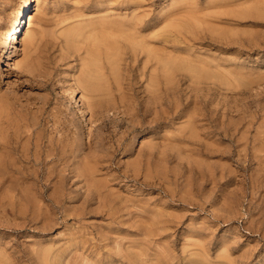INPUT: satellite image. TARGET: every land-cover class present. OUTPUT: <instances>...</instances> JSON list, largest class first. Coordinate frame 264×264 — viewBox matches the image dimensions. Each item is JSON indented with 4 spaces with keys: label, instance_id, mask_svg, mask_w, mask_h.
Segmentation results:
<instances>
[{
    "label": "rangeland",
    "instance_id": "1",
    "mask_svg": "<svg viewBox=\"0 0 264 264\" xmlns=\"http://www.w3.org/2000/svg\"><path fill=\"white\" fill-rule=\"evenodd\" d=\"M23 2L0 0V264H264V0H36L15 70L1 52ZM110 14L154 60L118 38L120 68L106 65L88 30ZM96 47L90 95L78 80ZM166 50L204 74L181 63L166 79Z\"/></svg>",
    "mask_w": 264,
    "mask_h": 264
},
{
    "label": "bare ground",
    "instance_id": "2",
    "mask_svg": "<svg viewBox=\"0 0 264 264\" xmlns=\"http://www.w3.org/2000/svg\"><path fill=\"white\" fill-rule=\"evenodd\" d=\"M35 1H36V0H24L23 5H22V7H21V10L18 12L17 19H16V21H15V25H14L13 30H11V32H10L9 34H8V33H5V34H8V39H7V41H6V44H5L4 48L2 47V48H3V51L1 52V53H2V59H3L4 63H6V64H8V65H11L15 70H23L26 66L29 65L26 61H24V62L22 61V62H21V61L17 60L16 57H15L16 54H15V51H14V50L17 49V48L19 47V41H20V39L23 37V35H26L28 31H29L28 35H30L29 27H30V25H32V24H31V23H32V22H31V17L33 16V8H34V2H35ZM111 1H112V0H111ZM113 1H114V0H113ZM115 2H116V1H115ZM111 3H112V2H111ZM19 7H20V6H19ZM111 8H112V7H111ZM179 13H180V12H179ZM181 13H182V12H181ZM134 14H135V13H133L132 15H134ZM176 14H177V13H176ZM108 15H109V14H108ZM112 15H113V14H112ZM129 15H130V14H129ZM132 15H130V17H131ZM106 16H107V15H106ZM123 16L126 17L125 15H123ZM108 17L113 18V17L111 16V14H110V16H107V19H109ZM116 17H117V16H115V18H116ZM120 17H121V16H120ZM120 17H118V18H120ZM104 18L106 19V17L103 16V19H104ZM115 18H113L112 21H110V19H109V20L106 19V21H109V23H110V22H113V20H114ZM121 18L123 19V17H121ZM132 18H133V16H132ZM136 18H137V15H136ZM97 19L99 20V18H97ZM97 19H96V20H97ZM100 19H102V17H101ZM103 19H102V21H103ZM126 19H127V18H126ZM126 19H124V22H122V21H123V20H122L120 23L118 22V21H120V20L117 19L118 21H117L116 23H114L115 20H116V19H115L114 22H113V23H110V24H108V22H102V21H101V23H100V25H99V28L101 27V29H98V26H97L96 24H95V25L93 24L94 21H91V22H93V23H92L93 26H90V30H88L89 27L86 26V27H87L86 30H88V33H89V31H91V33H90L91 35H89V37L87 36L88 34L86 35V36L88 37L89 42H91V43H92L93 45H95V46L97 45L98 47H99V45H100V47H101V45H102V47L104 46L103 49H105V51H103L102 48H101V50H102L103 52H105V55L103 56V58L105 57L104 59H106V61L109 60V62H110V61L112 62V61L115 59V58H113V57H117V58H118L119 55H121V54L123 55L122 50H121L122 53L119 52V50H120L119 45L121 46V44L118 45V43H121V42H120V40H119L118 38H123L124 40L127 38V40H128V41H127V42H128L127 44H130V45H131V43H132L133 46H134V48H135V46L138 47V48L140 47V48H141V49H140L141 52H146V53L149 55L150 58H153V57H151V56H152V55L154 56L153 53H154L155 51H156V52L158 51L159 53L161 52L160 49L158 50V48H154V49H156V50L154 51V50H151L150 47H149V48L147 47V46H148V45H147L148 43H146V42H148V41H147V38H148V37L146 38V37H143V36H148V35H147V34H146V35H143V36L140 35V34H141V32L139 31V30H140L139 28H141L140 26L138 27V30H135V29H137V28H136V27H137V24H135L136 27H134L135 25H134V22L132 21L134 18L131 20V21L133 22V24H131L132 22H130V23H126V21H125ZM128 19H129V18H128ZM128 19H127V20H128ZM130 19H131V18H130ZM130 19H129V21H130ZM137 20H138V19H136V21H137ZM166 20H168V19H166ZM166 20H165V21H166ZM170 20H171V19H170ZM104 21H105V20H104ZM129 21H128V22H129ZM139 21H140V20H139ZM141 21H142V20H141ZM162 21H163V20H162ZM171 21H172V20H171ZM91 22H90V21H89V22L87 21V23H91ZM99 22H100V21H98L97 23H99ZM163 22H164V21H163ZM175 22H176V21H175ZM83 23H84V22H83ZM87 23H85L84 26H85V25H89V24H87ZM95 23H96V22H95ZM137 23H138V22H137ZM140 23H141V22H140ZM142 23H143V22H142ZM80 24H81V23H80ZM161 24H162V23H161ZM168 24H169V23H168ZM90 25H91V24H90ZM141 25H142V24H141ZM164 25H165V23H164ZM166 25H167V23H166ZM169 25H170V24H169ZM72 26H73V29H72ZM81 26H83V24H81ZM81 26L75 28L74 25H71V27L69 26L71 29L68 30V28H66V30H68V31H65L66 33L69 32V34H68V35H69V38L67 37L66 40H67V39L73 40V39H71L70 37L77 36L78 33H79V35L81 34V39L83 38V40H79V39H80V36H79V38H78V36H77L78 39H77L76 37H75V39H74V40L76 41V43L74 42L73 44L75 45L76 48H78L77 45H76V44H77V40H78V43H79V44H80L79 41H83V43L81 42V44H84V37H85V39H86V36H85V35H83L84 37H82V33H83L85 27H83V29H81ZM161 28H162V27H161ZM164 28H165V27H164ZM8 29H9V28H8ZM97 29H98V30H97ZM166 29H167V28H166ZM70 30H71V31H70ZM145 30H146V29H145ZM162 30H163V29H162ZM164 30H165V29H164ZM7 31H8V30H7ZM7 31H6V32H7ZM9 31H10V29H9ZM95 31H96V32H95ZM97 31H99V32H97ZM138 31H139V33H138ZM143 32H144V31H143ZM93 33H94V34H93ZM151 33H152V32H151ZM160 33H161V32H160ZM83 34H86V33H83ZM118 34H119V35H118ZM120 34H121L123 37H122ZM144 34H145V33H144ZM28 35H26L25 37H27ZM68 35L66 34V36H68ZM150 35H151V34H150ZM150 35H149V36H150ZM160 35H161V34H160ZM66 36H65V37H66ZM118 36H119V37H118ZM151 36H152V35H151ZM4 37H5V36H4ZM4 37H3V38H4ZM28 37H29V36H28ZM28 37H27V38H28ZM33 37H34V36H33ZM33 37H32V35H31L29 38L32 39ZM157 37H158V35H157ZM163 37H165V36H163ZM29 38H28V39H29ZM73 38H74V37H73ZM140 38H141V40H140ZM151 38H152V37H151ZM154 38H155V36H154ZM154 38H153V39H154ZM4 39H5V38H4ZM4 39H3V40H4ZM76 39H77V40H76ZM136 39H139V40L137 41ZM144 39H145V40H144ZM155 39H156V38H155ZM32 40H33V39H32ZM32 40H31V41L28 40L27 42L31 43ZM148 40H149V39H148ZM164 40H165V39H164ZM67 41H68V40H67ZM85 41H86V40H85ZM125 41H126V40H125ZM129 41H130V43H129ZM144 41H146V42H144ZM149 41H150V40H149ZM151 41L154 42V40H151ZM151 41H150V42H151ZM160 41H161V40H160ZM160 41H159V42H160ZM68 42H69V41H68ZM70 42H71V41H70ZM108 42H109L110 44H109ZM122 42H123V40H122ZM3 43H4V42H3ZM29 43H28V45H29ZM32 43H33V42H32ZM86 43H88V41L85 42V44H86ZM103 43H104V44H103ZM107 43H108V44H107ZM145 43H146V44H145ZM154 43H155V42H154ZM67 44H68V43H67ZM69 44H70V43H69ZM81 44H80V45H81ZM163 44H164V43H163ZM30 45H31V44H30ZM30 45H29V46H30ZM70 45H72V44H70ZM70 45H68V46H70ZM89 45H90V44H89ZM93 45H92V46H93ZM117 45H118V46H117ZM145 45H146V46H145ZM78 46H79V45H78ZM82 46H83V45H82ZM87 46H88V44H87ZM125 46H128V45H125ZM133 46L131 45L132 49H133ZM158 46H159V44H158ZM160 46H162V45H160ZM70 47H71V46H70ZM72 47H73V45H72ZM85 47H86V45H85ZM98 47H96L97 50H98ZM118 47H119V50L117 49ZM123 47H124V44H123L122 48H123ZM155 47H156V45H155ZM162 47L165 48V46H162ZM166 47H167V45H166ZM174 47H175V46H172V48H173V49H172V52H171L170 49H167V50H169V51L171 52V55H173V53L175 52V51L173 52V50H175ZM76 48H75V49H76ZM79 48H80V47H79ZM79 48H78V49H79ZM93 48H95V47H93ZM126 48H127V50H129L128 48H130V46H129V47H126ZM168 48H169V47H168ZM176 48H177V46H176ZM179 48H180V47H179ZM72 49H74V48H72ZM83 49H84V48H83ZM86 49H87V47H86ZM96 49H95L96 52L92 50L95 54H93V53L90 52V53H91V58H90V60L86 59V60L88 61V62H87V65H86V62H85L84 65L86 66V68H85V66H84L83 68L87 69V67H88V69H87V70H84V72L87 71L86 73H83V72H82L83 75L85 74L84 76L81 74V76H83L82 81H81V76H80V80H78V81H79L78 83L81 82L80 84H81L84 88H86V92H85V93H88V94H89L90 92H89V91L87 92V90H90L91 93H92V92H93V93H96L97 91L100 92L99 90H100V88L102 87V86L100 87L99 84H98V85H97V84H94V82L92 81V80H95V81H96V80L101 79V78H100V76H101V71H103V66L105 65V63H104V65L102 66V63H103V62H101V61H105V60L102 58V56H101V54H100V51H99V50L97 51ZM99 49H100V48H99ZM130 49H131V48H130ZM132 49H131V52H132ZM181 49L183 50L184 48H181ZM89 50H90V49H89ZM89 50H88V51H89ZM117 50H118V51H117ZM134 50L136 51L137 48H135ZM138 50H139V49H138ZM140 50H139V54H140ZM167 50H166L165 54L169 52V51L167 52ZM86 51H87V50H86ZM102 51H101V52H102ZM123 51H124V49H123ZM129 51H130V50H129ZM153 51H154V52H153ZM178 51H181V50H178ZM178 51H176V52L178 53ZM97 52H98V53H97ZM103 52H102V53H103ZM117 52H119V54H118ZM124 52H125V51H124ZM131 52H130V53H131ZM133 52H134V51H133ZM181 52H182V51H181ZM88 53H89V52H87V55H88ZM90 53H89V54H90ZM120 53H121V54H120ZM146 53H145V54H146ZM26 54H27V53H26ZM103 54H104V53H103ZM124 54H125V53H124ZM139 54L137 53L136 55L138 56ZM142 54H144V53H142ZM184 54H186V52H184ZM117 55H118V56H117ZM148 55H147V56H148ZM161 55H163V57H164V56H166V55H168V54H166V55H164V54L157 55V54H156V56H158V57L161 56ZM186 55H187V54H186ZM188 55H189V54H188ZM25 56H26V55H25ZM106 56H107L108 59L106 58ZM134 56H135V54H134ZM180 56H183V52H182V55L180 54L179 56H177V54H175L174 57H176V59L173 57V58L175 59L174 62H180V63L171 64V63L173 62V60H172V59H171L172 61H171L170 59H169L170 61L167 60L168 57L171 58V56H170V54H169L168 56H166L167 58L165 57V59H166L165 61H166V62L168 61V63L165 62L164 65H163V68H164L167 72H166L165 70H163L162 68H161V70H162V71H165L164 73H162V72L160 71V69L157 70V71H158V72L160 71V72L163 74V76H164L166 73H168V74L170 75V73L173 71V70H172V69H173V67H172L173 65L178 64V65L182 66L181 63H183V65L186 64V63H184V62L186 61V58L189 60V57H186V58H183V57H182L183 62H181L180 60L177 61V57H178V59H179ZM121 57H122V56H121ZM143 57H144V56H143ZM87 58H89V57L87 56ZM180 58H181V57H180ZM101 59H103V60H101ZM119 59H120V57H119ZM121 59H122V58H121ZM121 59H120V60H121ZM144 59L148 60L147 57L144 58ZM160 59H162V62H164L163 58H160ZM182 59H181V60H182ZM184 59H185V60H184ZM120 60L118 61V59H116V60H114V61H115L116 64H117L118 62H119V64H121V61H120ZM153 60H154V58H153ZM156 60H157V59H156ZM156 60H155V61H156ZM3 61H2V62H3ZM106 61H105V62H106ZM114 61H113V62H114ZM117 61H118V62H117ZM157 61H158V62H157V64H158V63H159V59H158ZM100 62H101V63H100ZM109 62L107 61V64H106V65H108ZM113 62H112V63H113ZM146 62H147V61H146ZM174 62H173V63H174ZM187 62H188V61H187ZM147 63H149V62H147ZM160 63H161V62H160ZM189 63H190V62H188V63L186 64V65H187V68H186V66L184 65L185 67L183 66V69H184V68L189 69V68H188V65H189V67H190V65H191V63H190V64H189ZM109 64H110V63H109ZM157 64L155 63V66H156ZM168 64H169V65H168ZM117 65H118V64H117ZM101 66H102V67H101ZM109 66H110V65H109ZM113 66L115 67L114 70H113ZM113 66H111L112 68L110 67V69L113 70V71L110 73L111 76H112V73H113L114 71H115L114 74H115L116 71H117V70H116V65L113 64ZM119 66H120V65L117 66V67H118L117 69L120 68ZM155 66H152V67H154V69L156 70ZM100 67H101L102 69H101ZM106 67H107V66H106ZM157 67H158V66H157ZM159 67H162V66H159ZM174 67H175V66H174ZM177 67H179V66H177ZM177 67H176V69H178V71H180V70H181L180 67H179V68H177ZM192 67L197 68L196 66H192ZM192 67H190V68H192ZM104 68H105V67H104ZM171 68H172V69H171ZM181 68H182V67H181ZM195 68H193V69H195ZM202 68H203V67H202ZM27 69H28V68H27ZM110 69H109V72L111 71ZM154 69H153V70H154ZM153 70H152V72H153ZM155 70H154V71H155ZM171 70H172V71H171ZM174 70H175V68H174ZM189 70H191L192 72L195 71V73H196V70H197V69H196V70L189 69ZM199 70H200V69L197 70L198 72L196 73V76H199L198 74H199L200 72L203 73V71H199ZM201 70H203V69H201ZM119 71H120V70H118L117 73L115 74V79H117V78H116V77H117L116 75H118V80H120V78H119L120 76H119V74H118ZM157 71H155L156 74H158ZM169 71H170V72H169ZM204 71H205V70H204ZM152 72H151V73H152ZM160 72H159L158 75H160ZM176 72H177V70H176ZM205 72H206V71H205ZM103 73H105V72H103ZM103 73H102V74H103ZM173 73H175V71H173ZM173 73H171V74H173ZM114 74H113V76H114ZM162 74H161V75H162ZM203 74H204V73H203ZM203 74H202V75H203ZM103 75H104V74H103ZM161 75H160V76H161ZM90 76L92 77V79H91ZM105 76H106V74L104 75V77H103V76H101V77H102V78H105ZM107 76H108V74H107ZM111 76H110V77H111ZM113 76H112V77H113ZM152 76H153V74H151L150 77H152ZM163 76H162V77H163ZM165 76H166V75H165ZM171 76L173 77V75H171ZM153 77H157V79L160 78L159 76H153ZM166 77H167L166 79H168V75H167ZM164 78H165V77H164ZM164 78H163V79H164ZM197 78H198L197 80H199V77H197ZM106 79L109 80V76H108V78L106 77ZM106 79H105V80H106ZM112 79H114V77H113ZM157 79H156V80H157ZM171 79H172V78H171ZM105 80H103V81H105ZM107 80H106V82H107ZM118 80H117L116 83H117V84L119 83V85H118L119 88H118V89H120V83H121V82H119ZM151 80H152V79H151ZM156 80H154V81H156ZM154 81H153V80L151 81V82H152V83H151V84H152L151 86H153V85L156 86V85L159 83L158 80H157L158 83L156 82V85H155V82H154ZM160 81H161V80H160ZM164 81H165V80H164ZM92 82H93V83H92ZM97 82H100V81H97ZM101 82H102V81H101ZM108 82H109V81H108ZM108 82H107V83H108ZM114 82H115V80H114ZM166 82H167V81H166ZM169 82H171V81H169ZM153 83H154V84H153ZM80 84H79V85H80ZM83 84H84L85 86H84ZM81 85H80V86H81ZM101 85H102V84H101ZM103 85L105 86V83H103ZM107 86H108V85H107ZM109 86H110V84H109ZM109 86H108V87H109ZM158 86H159V85H158ZM158 86H156L155 88H157ZM84 88H83V89H84ZM109 88H110V87H109ZM69 89L71 90L70 93H71L72 96H71V95H70V96L73 98V100H74V99L78 100V98L76 97V96H77V95H76V91H75L76 89L74 90V89L72 88V85L70 86ZM152 89H153V88H152ZM158 89H160V88L158 87L157 90H158ZM107 90H108V89H107ZM84 91H85V89H84ZM102 91L105 92V91H106V88L104 87V90H102ZM151 91H152V93H153V90H151ZM98 92H97V94H98ZM196 92H197V91H196ZM93 93L90 94V95H93ZM100 93H101V92H100ZM99 95H100V94H99ZM99 95H98V96H99ZM153 95H154V94H153ZM83 96H85V95L83 94L82 97H83ZM0 97L3 98L2 95H1ZM121 97H122V95H121ZM150 97H152V95H151ZM150 97H149V98H150ZM153 97H154V96H153ZM1 98H0V100H1ZM93 98H94V99H95V98L97 99L96 95H94ZM157 98H158V97H157ZM5 99H6V98H5ZM123 99H124V100H125V99L127 100V98H125V96H124ZM121 100H122V98H121ZM154 100H155V99H154ZM80 101H83V103L86 104V107H87V102H88V101H85L83 98H80ZM78 102H79V101H78ZM78 102H77V103H78ZM122 102H123V101H122ZM128 102H129V101H128ZM157 102H158V101H157ZM2 103H3V102H2ZM75 103H76V102H75ZM77 103H76V104H77ZM124 103H125V102H124ZM132 104H133V103H132ZM152 104H153V103H152ZM0 105H3V104H0ZM7 105H8V104H7ZM88 105H89V104H88ZM127 105H129V104H127ZM153 105H154V104H153ZM78 106H79V105H78ZM1 107H2V106H1ZM129 107H130V106H129ZM129 107H128V108H129ZM161 107H163V106H161ZM161 107H160V108H161ZM134 108H135V107H134ZM134 108H133V109H134ZM2 109H3V107L1 108V110H2ZM87 109H88V107H87ZM125 109H126V106H125ZM3 110H5V109H3ZM3 110H2V111H3ZM136 110H137V108H136ZM136 110H135V111H136ZM130 111H131V110H130ZM133 111H134V110H133ZM135 111H134V112H135ZM81 112H82V111H81ZM0 113H1V112H0ZM3 113H4V111H3ZM82 113H83V112H82ZM129 113H130V112H129ZM137 114H138V113H137ZM155 115H156V114H155ZM189 115H191V114H189ZM189 115H188V116H189ZM84 116H86V118L88 119V118L90 117V112L88 113V111H84ZM131 116H133V115H131ZM136 116H137V115H136ZM156 116H157V115H156ZM1 117H3V116H1ZM189 117H190V116H189ZM191 117H192V116H191ZM133 118H134V117H133ZM153 119H154V117H153ZM140 121L142 122V120H140ZM189 121H191L190 118H189ZM131 123H132V122H131ZM140 124L142 125V123H140ZM136 125H137V124H136ZM190 125H191V124H189L188 126H190ZM134 126H135V125H134ZM192 126H193V125H192ZM192 126H191V127H192ZM138 127H139V126H138ZM133 128H134V127H133ZM192 128H194V127H192ZM136 129H137V128H136ZM193 131H194V130H193ZM193 131H192V132H193ZM192 132H190V133H192ZM0 133H1V132H0ZM192 134H193V133H192ZM194 134H195V133H194ZM0 135H3V134H0ZM4 137H6V136H4ZM3 139H4V138H3ZM0 140L2 141V139H0ZM101 140H102V139H101ZM1 141H0V143H1ZM4 141L6 142V140H4ZM95 141H96V140H95ZM5 142H4V145H5L8 141H7L6 143H5ZM99 142H100V141H99ZM7 144H8V143H7ZM7 144H6V145H7ZM94 144H96V142H95ZM100 144H101V143H99V145H100ZM0 145H3V144H0ZM72 145H73V144H72ZM65 146H66V144H65ZM69 146H70V145H69ZM73 146H74V145H73ZM0 147H1V146H0ZM3 147H4V146H3ZM9 147H10V146H9ZM9 147H8V148H9ZM95 147H96V146H95ZM98 147H99V146H97V149H98ZM101 147H103V146H101ZM101 147H100V148H101ZM10 148H11V147H10ZM77 148H78V147H77ZM77 148H76V149H77ZM92 148H93V147H92ZM3 149H4V148H3ZM63 149H64V147H63ZM70 149H71V148H70ZM72 149H73V148H72ZM76 149H75V150H76ZM93 149H95V148H93ZM97 149H96V150H97ZM5 150H6V148L4 149V152H5ZM11 150H12V149H11ZM11 150H10V151H11ZM66 150H67V149H66ZM96 150H95V151H96ZM2 151H3V150H2ZM6 151H7V150H6ZM8 151H9V150H8ZM72 151H73V150H72ZM79 151H80V150H79ZM97 151H99V150H97ZM12 152H13V151L9 152V154L12 153ZM62 152L64 153V151H62ZM73 152H74V151H73ZM75 152H77V151H75ZM75 152H74V153H75ZM96 153H97V152H96ZM1 154H2V152H1ZM4 154H5V153H4ZM4 154H3V155H4ZM6 154H8V153L6 152ZM9 154H8V155H9ZM99 154H100V153H98V155H99ZM95 156H96V155H95ZM3 157H4V156H3ZM8 157H9V156H8ZM8 157H7V158H8ZM98 157H99V156H98ZM96 158H97V157H96ZM0 159H1V158H0ZM90 159H91V158H90ZM2 160H3V159H2ZM2 160H0V162H1ZM10 160H11V159H10ZM98 160H100V159H98ZM3 161H4V160H3ZM90 161H91V160H90ZM95 161H97V159H96ZM102 161H103V160H102ZM102 161H100V162H102ZM4 162H5V161H4ZM91 162H92V161H91ZM91 162H90V163H91ZM93 162H94V160H93ZM97 162H98V161H97ZM6 163H7V162H6ZM8 163H10V161H9ZM85 163H86V162H85ZM95 163H96V162H95ZM95 163H94V164H95ZM87 164H88V163H87ZM94 164H93V165H94ZM98 164H100V163L98 162ZM98 164H97V165H98ZM2 165H3V163H2ZM2 165H1V166H2ZM4 165H5V164H4ZM6 165H8V164H6ZM95 165H96V164H95ZM97 165H96V166H97ZM1 166H0V172L6 175V167H4V169H2ZM9 166L11 167V165H9ZM12 167H13V166H12ZM80 167H81V166H80ZM84 167H85V166H84ZM88 168L91 169V166H90V167H89V165L87 166V171L89 170ZM1 169H2V170H1ZM11 169H12V168H11ZM93 169H95V168H93ZM93 169H91V170H93ZM8 170H9V167H8ZM12 171H14V170H12ZM9 172H10V174L12 173L11 171H9ZM83 172H84V171H83ZM89 172H90V171H89ZM89 172H88V173H89ZM91 173H92V171H91ZM83 174H84V173H82V175H83ZM1 175H2V174H1ZM8 175H9V174H8ZM9 176H10V175H9ZM86 176H87V175H86ZM88 176H89V174H88ZM5 178H6V177H4V179H5ZM12 178H13V177H12ZM1 179H2V178H1ZM1 179H0V180H1ZM6 179H7V178H6ZM9 179H10V178H9ZM13 179H14V178H13ZM87 180H88V179H87ZM92 180H93V179H92ZM1 181H3V180H1ZM8 181H10V180H8ZM8 181H5L6 185H7ZM93 182H94V181H93ZM89 183H90V180H89ZM96 183H97V181H96ZM0 184H1V183H0ZM9 184H12V183L9 182ZM14 184H15V183H14ZM6 185H5V187H7ZM99 185H100V184H99ZM3 186H4V185H3ZM8 186H9V185H8ZM0 187H2V186H0ZM58 187H59V186H58ZM3 188H4V187H3ZM8 188H9V187H8ZM11 188H12V187H11ZM13 188H14V187H13ZM59 188H60V187H59ZM1 190H2V189H1ZM6 190H7V188H6ZM32 200H33V199H32ZM30 201H31V200H30ZM34 202H35V201H34ZM0 204H1V203H0ZM1 205H2V204H1ZM33 205H34V204H33Z\"/></svg>",
    "mask_w": 264,
    "mask_h": 264
}]
</instances>
